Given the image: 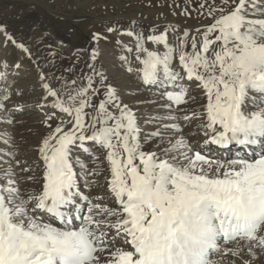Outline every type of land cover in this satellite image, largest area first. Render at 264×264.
Segmentation results:
<instances>
[{
	"label": "snow or ice",
	"instance_id": "snow-or-ice-1",
	"mask_svg": "<svg viewBox=\"0 0 264 264\" xmlns=\"http://www.w3.org/2000/svg\"><path fill=\"white\" fill-rule=\"evenodd\" d=\"M164 7L183 23L111 22L68 58L0 24L19 53L0 62V264L264 255V0ZM26 64L31 83L13 88ZM12 95L32 99L10 110ZM29 105L40 129L19 159L10 129Z\"/></svg>",
	"mask_w": 264,
	"mask_h": 264
},
{
	"label": "rangeland",
	"instance_id": "rangeland-1",
	"mask_svg": "<svg viewBox=\"0 0 264 264\" xmlns=\"http://www.w3.org/2000/svg\"><path fill=\"white\" fill-rule=\"evenodd\" d=\"M64 2V0H0V24L6 26L18 41L31 46L34 50L39 46L38 55L44 53V46L40 44L41 33L46 37L55 36L61 39L72 53L77 49L87 48L91 34L103 31L111 22L127 24L129 20L136 19L147 25L149 17L153 18L151 24H155L163 23L164 16H167L169 20L183 23V18L173 17L170 14L172 10L164 5L180 3L183 7L187 0H91L90 8L86 9L83 8L81 1L70 0L69 14L62 12ZM81 10L82 15L78 13ZM162 13L164 15H161ZM78 23L92 25L96 30L92 28L81 31L77 27ZM16 55L17 50L11 48L7 51L5 59L11 63L16 59ZM14 82L10 81L13 87ZM30 115L32 112L25 116ZM14 132L17 130L13 128L12 133ZM213 259L218 260L219 264H230L227 258L214 256ZM236 264L243 262L237 260ZM253 264H264V255H258Z\"/></svg>",
	"mask_w": 264,
	"mask_h": 264
},
{
	"label": "bare ground",
	"instance_id": "bare-ground-1",
	"mask_svg": "<svg viewBox=\"0 0 264 264\" xmlns=\"http://www.w3.org/2000/svg\"><path fill=\"white\" fill-rule=\"evenodd\" d=\"M64 5H62V12H65L67 14H69L70 12H68V8L70 7V0H64ZM81 1L83 8H90V4L89 2H91V0H79ZM94 2V1H93ZM61 6V5H60ZM83 10V9H82ZM82 10L78 11V13L80 12V15H82ZM74 12V11H73ZM85 17V16H84ZM149 20L147 25L151 24V22H153V18ZM97 26V25H96ZM78 29H80L81 31H84L86 29L91 30L94 27L92 25H86L85 23H78L77 24ZM50 34V33H49ZM51 35V34H50ZM50 37V36H49ZM52 41H55L57 43H60L62 40L61 39H57L55 36L51 37ZM62 47L64 48V55L66 58L70 57L71 55V51L67 48V46L62 43ZM9 50V49H8ZM7 50V51H8ZM7 51H5L3 48H0V62H2L5 59L6 53ZM19 53L17 51V55L16 58L18 57ZM67 59L65 60V63H67ZM29 65L26 64L25 65V69L22 70L18 76H16L15 79H17V77H19L17 79V81L14 82V87H25L27 86L29 83H31L33 77L29 72L30 67H28ZM109 67L111 68L112 71H116L115 67H112L111 65H109ZM0 90H3V86H0ZM141 95L145 98L151 96V93H141ZM25 99H32V97L30 96H24V97H17L15 95H12V99L8 102V107L11 110L13 105L19 104L22 100ZM145 108V110H147L148 108H150V105H145L142 106ZM26 114L28 113H35L34 115H30L28 117L24 116L22 119H18L16 122V125L14 127V130L16 129L17 132L12 133L13 128L10 129L12 136L14 137L15 140V146H18L21 152V155L18 157L19 159H23L25 155H27V152L25 150L29 149L31 147L32 144H34L37 140L38 137V130L40 129V125H39V120H40V114L33 108L31 107V105H29L26 109H25ZM152 126L148 125L145 126V130L149 131L151 130ZM31 129V130H30ZM191 131H195V129H191ZM197 139H199V137H197ZM27 141V143H26ZM238 150L236 147H231L229 150L224 151L223 155L228 158L231 157L235 154H237ZM85 162L88 163L89 167L91 168L93 165L91 163V161L87 160V158H85ZM102 183L104 181H101ZM96 191H100V189H97Z\"/></svg>",
	"mask_w": 264,
	"mask_h": 264
}]
</instances>
